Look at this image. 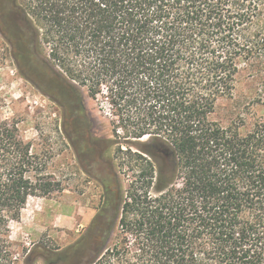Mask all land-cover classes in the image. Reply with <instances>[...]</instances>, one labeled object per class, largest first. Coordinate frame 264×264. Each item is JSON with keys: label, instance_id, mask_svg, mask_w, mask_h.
Here are the masks:
<instances>
[{"label": "trees", "instance_id": "trees-1", "mask_svg": "<svg viewBox=\"0 0 264 264\" xmlns=\"http://www.w3.org/2000/svg\"><path fill=\"white\" fill-rule=\"evenodd\" d=\"M9 3L15 42L28 63L45 52L54 95L86 122L83 92L104 98L126 138L151 140L154 162L129 152L139 170L111 248L118 208L107 201L74 246L19 256L11 225L60 186L0 123V264H264V121L241 132L211 119L242 67L264 78V0Z\"/></svg>", "mask_w": 264, "mask_h": 264}, {"label": "rangeland", "instance_id": "rangeland-1", "mask_svg": "<svg viewBox=\"0 0 264 264\" xmlns=\"http://www.w3.org/2000/svg\"><path fill=\"white\" fill-rule=\"evenodd\" d=\"M15 35L9 0H0V123L14 128L23 143L31 144L33 154L47 161L46 175L58 182L60 188L49 197L28 199L19 222L11 225L10 240L21 256L39 243L49 248L71 247L87 234L104 194L103 188L90 180L89 185H84L87 188L82 190L81 198L75 194L77 180L72 143L84 134L97 147L105 149L108 170L116 177L114 191L118 194L115 204L118 211L105 246L111 248L121 236L118 223L121 209L139 170L140 161L129 152L153 163V155L147 153L151 140L126 138L105 99L92 100L85 91L83 99L89 121H78L82 116L65 103L69 104V97H56L47 87L40 61L45 52L39 51L37 59L28 63L23 48L15 42ZM241 69L232 97L217 102L211 119L222 127L242 126L241 132H246L255 122L264 121V78ZM37 86L55 101L41 93ZM100 175L105 176L102 171ZM176 184L179 186V181ZM148 192L154 196V186ZM36 262L43 264L41 260Z\"/></svg>", "mask_w": 264, "mask_h": 264}, {"label": "flooded vegetation", "instance_id": "flooded-vegetation-1", "mask_svg": "<svg viewBox=\"0 0 264 264\" xmlns=\"http://www.w3.org/2000/svg\"><path fill=\"white\" fill-rule=\"evenodd\" d=\"M157 152L162 151L159 149ZM72 153L75 165L74 175L77 180L75 187L77 197L81 198L84 195L82 190L87 188L84 185L87 186L90 181H93L103 188L102 205H106L108 201L111 208L115 207L118 200V194L114 191L116 177L108 170L109 164L104 158L105 149L102 146L97 147L88 136L82 134L81 138L72 143ZM101 171L105 174L104 178L100 175ZM79 182L82 184L80 185Z\"/></svg>", "mask_w": 264, "mask_h": 264}, {"label": "water", "instance_id": "water-1", "mask_svg": "<svg viewBox=\"0 0 264 264\" xmlns=\"http://www.w3.org/2000/svg\"><path fill=\"white\" fill-rule=\"evenodd\" d=\"M157 151H159V149H156Z\"/></svg>", "mask_w": 264, "mask_h": 264}]
</instances>
